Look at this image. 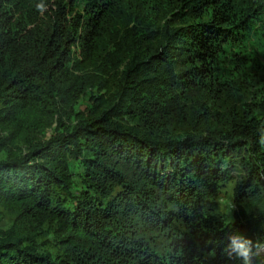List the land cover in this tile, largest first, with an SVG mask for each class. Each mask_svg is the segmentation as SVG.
<instances>
[{"label":"trees","instance_id":"1","mask_svg":"<svg viewBox=\"0 0 264 264\" xmlns=\"http://www.w3.org/2000/svg\"><path fill=\"white\" fill-rule=\"evenodd\" d=\"M40 2L0 0V264H264V0Z\"/></svg>","mask_w":264,"mask_h":264},{"label":"clouds","instance_id":"2","mask_svg":"<svg viewBox=\"0 0 264 264\" xmlns=\"http://www.w3.org/2000/svg\"><path fill=\"white\" fill-rule=\"evenodd\" d=\"M36 9L41 14L47 10V4L44 0H41L40 3L36 4ZM261 144H264V134L261 135L260 141ZM252 242L242 236H232L230 237V243L226 251L231 256L235 254L238 258L242 259L245 264H248L250 261V250Z\"/></svg>","mask_w":264,"mask_h":264},{"label":"rangeland","instance_id":"3","mask_svg":"<svg viewBox=\"0 0 264 264\" xmlns=\"http://www.w3.org/2000/svg\"><path fill=\"white\" fill-rule=\"evenodd\" d=\"M233 187H234V185L233 184H229L226 188H225V190H224V194H223V196L224 197H222L223 199V203H224V205L226 204V205H228V204H230V202H231V196H232V192H233ZM227 208V206L225 207V211L226 212H228V209H226ZM3 214H4V216H3V218L1 219V221H2V225H4L5 227H7V226H10L11 225V223H12V221H11V215L10 214H8L7 212H3ZM255 255L256 256H263L264 255V245L262 244V245H260L256 250H255Z\"/></svg>","mask_w":264,"mask_h":264}]
</instances>
